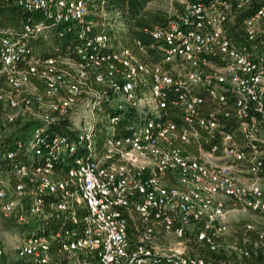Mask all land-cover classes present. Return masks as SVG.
Returning a JSON list of instances; mask_svg holds the SVG:
<instances>
[{
	"label": "built area",
	"instance_id": "built-area-1",
	"mask_svg": "<svg viewBox=\"0 0 264 264\" xmlns=\"http://www.w3.org/2000/svg\"><path fill=\"white\" fill-rule=\"evenodd\" d=\"M90 1L16 0L43 18L0 27V126L38 120L30 160L0 173V264H46L53 242L72 264L264 256V0H148L163 21L147 41L104 0L88 18ZM54 24L75 56L27 44Z\"/></svg>",
	"mask_w": 264,
	"mask_h": 264
},
{
	"label": "trees",
	"instance_id": "trees-1",
	"mask_svg": "<svg viewBox=\"0 0 264 264\" xmlns=\"http://www.w3.org/2000/svg\"><path fill=\"white\" fill-rule=\"evenodd\" d=\"M148 0H104V7L108 11H119L124 17L126 30H121V33L141 36L145 41L143 27L150 26L155 22H162L163 16L160 11L145 9L144 6ZM91 12L87 15L88 18H97V14L93 11L97 10L102 3L101 0L90 1ZM43 18L39 12H29L16 4V0H0V27L10 28L16 33H20L25 21L38 20ZM110 30V28H108ZM27 44L31 47L34 54L38 56L46 55H69L75 56V47L79 42L74 28L68 29L63 24L51 25L47 30L36 36H27ZM38 123L36 119H17L15 122L0 127H6L0 130V173L14 160L29 161V153L26 152L24 146L29 138V133L33 126ZM19 143L21 145H19ZM13 152V155H8ZM44 221V222H42ZM43 223L44 232L47 235L54 230L58 224V220L53 218L39 219L36 216L29 217L25 222H16L11 216L4 222L7 228L17 227L21 231H30L38 227L39 223ZM55 242L51 245L50 252L53 257L46 264H72L66 257L56 254ZM223 251L214 252L218 257L225 256ZM209 253V252H208ZM231 259L236 264H264V256L260 254L254 257H236L230 255ZM91 264H99L97 259L89 256ZM11 264H20L12 262Z\"/></svg>",
	"mask_w": 264,
	"mask_h": 264
},
{
	"label": "rangeland",
	"instance_id": "rangeland-1",
	"mask_svg": "<svg viewBox=\"0 0 264 264\" xmlns=\"http://www.w3.org/2000/svg\"><path fill=\"white\" fill-rule=\"evenodd\" d=\"M4 128H6V127H0V130L4 129ZM107 130L110 131L109 126L107 127ZM247 217H248L247 213L243 212V211H235V212H233L231 214V219L238 220V221H240V220L243 221ZM0 220H1V213H0ZM235 226H236V224L232 225V229L230 228L231 232H233V230L235 229ZM7 234H11L12 235L14 233L8 232ZM8 240L10 241V242L8 241V244H7L8 245V250H12L13 249V243H14L12 240H14V239L9 238Z\"/></svg>",
	"mask_w": 264,
	"mask_h": 264
}]
</instances>
